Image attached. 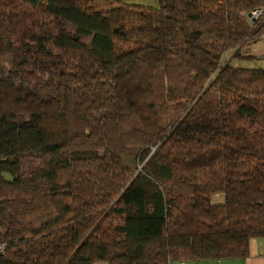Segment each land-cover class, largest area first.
<instances>
[{
	"label": "trees",
	"instance_id": "1",
	"mask_svg": "<svg viewBox=\"0 0 264 264\" xmlns=\"http://www.w3.org/2000/svg\"><path fill=\"white\" fill-rule=\"evenodd\" d=\"M157 2L0 0V264H209L264 238V64L241 51L264 28L240 15L264 0Z\"/></svg>",
	"mask_w": 264,
	"mask_h": 264
},
{
	"label": "crops",
	"instance_id": "2",
	"mask_svg": "<svg viewBox=\"0 0 264 264\" xmlns=\"http://www.w3.org/2000/svg\"><path fill=\"white\" fill-rule=\"evenodd\" d=\"M244 55H251L261 63L264 64V39H256L247 41L241 48ZM260 239L261 247L253 248V244ZM249 255L242 259L240 263L238 260H218L209 264H264V238H254L249 241Z\"/></svg>",
	"mask_w": 264,
	"mask_h": 264
},
{
	"label": "rangeland",
	"instance_id": "3",
	"mask_svg": "<svg viewBox=\"0 0 264 264\" xmlns=\"http://www.w3.org/2000/svg\"><path fill=\"white\" fill-rule=\"evenodd\" d=\"M121 1H124L125 3H130V4H139V5H149V6H157L158 5V2L157 0H121ZM10 8L18 13L19 15H27V14H30V13H34V10L32 11V9L30 8H27L26 6L20 4V3H17V2H12L10 3ZM126 48H131L132 46L130 47H127V46H124ZM211 201L214 202V203H218V202H221L223 201V194H215V195H212L211 196ZM260 239H257V242L255 244H253V248L257 249V248H260L261 247V243H260ZM227 260H230V259H227ZM233 260H238V263L241 262V258H233ZM92 264H106L105 261H102V260H98V261H95L93 262Z\"/></svg>",
	"mask_w": 264,
	"mask_h": 264
},
{
	"label": "built area",
	"instance_id": "4",
	"mask_svg": "<svg viewBox=\"0 0 264 264\" xmlns=\"http://www.w3.org/2000/svg\"><path fill=\"white\" fill-rule=\"evenodd\" d=\"M240 15L249 28H256L258 26H263L264 28V5L250 10H241Z\"/></svg>",
	"mask_w": 264,
	"mask_h": 264
}]
</instances>
